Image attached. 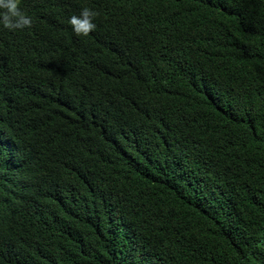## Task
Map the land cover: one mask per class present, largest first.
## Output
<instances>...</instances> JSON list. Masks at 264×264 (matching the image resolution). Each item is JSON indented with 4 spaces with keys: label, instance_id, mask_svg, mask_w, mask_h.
Segmentation results:
<instances>
[{
    "label": "trees",
    "instance_id": "trees-1",
    "mask_svg": "<svg viewBox=\"0 0 264 264\" xmlns=\"http://www.w3.org/2000/svg\"><path fill=\"white\" fill-rule=\"evenodd\" d=\"M20 7L30 27L0 26V264H264V0Z\"/></svg>",
    "mask_w": 264,
    "mask_h": 264
},
{
    "label": "clouds",
    "instance_id": "clouds-1",
    "mask_svg": "<svg viewBox=\"0 0 264 264\" xmlns=\"http://www.w3.org/2000/svg\"><path fill=\"white\" fill-rule=\"evenodd\" d=\"M21 0H0V26L9 30L25 29L33 24V17L20 7ZM96 10L82 7L69 17L68 23L77 35H88L96 25Z\"/></svg>",
    "mask_w": 264,
    "mask_h": 264
}]
</instances>
